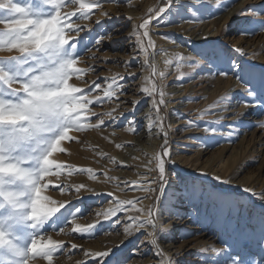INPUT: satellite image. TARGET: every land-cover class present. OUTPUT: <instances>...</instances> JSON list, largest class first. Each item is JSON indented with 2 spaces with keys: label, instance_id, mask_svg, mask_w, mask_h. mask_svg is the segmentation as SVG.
Instances as JSON below:
<instances>
[{
  "label": "rangeland",
  "instance_id": "obj_1",
  "mask_svg": "<svg viewBox=\"0 0 264 264\" xmlns=\"http://www.w3.org/2000/svg\"><path fill=\"white\" fill-rule=\"evenodd\" d=\"M191 1L204 3V0ZM240 1L213 0L200 10L205 17L202 21H207L208 24L204 29H202L203 25L200 26L201 29L197 33L185 35L184 40L180 41L186 53L179 56L185 59L182 67L177 68L176 64L171 66H176V70L171 72L170 77L165 76V73L159 69L158 56L164 50L161 49L163 47L158 38L167 35L164 27L172 22V13L176 11L175 13L178 14L179 5L175 0H171L170 7L169 0H127L121 7L123 9H120L119 19H112L111 4H116V0H105L92 10L88 19H77L78 12L71 17L73 26L79 25L82 31L79 35L76 32L67 34L73 40L81 41L77 50L79 53L77 67L87 71L79 77L73 76L69 83L86 93L93 87V82L99 83L101 88L94 89L86 97L94 100L97 96L102 97L108 83L116 78L115 86H118V93L123 96L124 103L121 105L125 108V112L117 122L112 120V116H103L106 126H115L116 128H112L115 130L129 126L130 122L137 131L147 127L149 122L146 117L142 116L140 119L137 117L146 111L149 101L153 106L154 101L160 99L159 92L163 91L165 103L153 107L158 122L163 126V130L160 129L162 133L156 156L161 155L165 146L166 132V147L170 152V158L161 157L166 159L165 191L146 193L150 198L145 210L153 204L155 196L161 197L157 204L164 211L156 218L157 228L154 230L146 227L138 232L133 230V234L127 236L124 228L130 223L128 217L137 215L135 210L119 213V224L113 223L116 217L104 221L98 214L114 207L112 202L109 203L113 195L99 196L87 192L88 188L99 185L97 181L101 176V172L94 171L93 166L90 165L93 158L91 152L96 150L95 146H97L91 135L94 130L70 132L69 135L76 139L61 141V148L64 151H57L51 157L65 165V169L59 177L53 175L45 178L44 182L49 183V188L43 194L56 201V206L61 202H67L72 209L79 207L83 215L73 211L64 232L59 231V226L45 225V229L42 230L45 237L51 236L53 240L64 242L62 251L53 256V264H77V262L94 264L93 257L85 256L84 253L108 249L112 252L107 264H169V261L171 264H225L224 256L215 255L213 249H222L226 244L232 246L233 254L240 252L246 257L258 260L262 258L259 242L264 234V199L261 198L264 196V127L259 125L264 124V108L255 104L244 106L243 102L250 101L251 98L244 91L245 85L236 77H242L258 93L264 86V30H261L260 25L250 23L264 21V0H246V4L233 13L234 6ZM19 2L27 3L28 0H19ZM31 2L43 12L48 11L40 0H31ZM77 8L78 5L69 4L61 10V14L62 16L71 14ZM160 8H165L166 11L160 18H156L155 12ZM246 9H255V11H245ZM137 12L140 13L135 24L138 39L145 46L149 38L154 42L153 46L147 48L146 53L138 51L135 43L131 42L134 36L132 35L133 15ZM241 12L243 15L238 14ZM192 14H189V17L193 18L194 14ZM6 15V10H0V17ZM182 15L186 16V13L183 12ZM149 18L150 24L147 29L149 37H142L144 30L139 29V25L144 19ZM217 18L220 19L219 26L224 29L219 28L217 31L211 23ZM196 23L197 21L193 22ZM3 28L4 25L0 24V30ZM245 32L254 34H242ZM98 37L104 39L100 45H95L94 42ZM236 47L241 48L243 54L234 51ZM140 52L142 60L138 56L135 61L130 60L131 55ZM11 55H17L15 50L11 53L0 50V59H6ZM93 56L96 59H92ZM145 60L148 62L147 65L144 64ZM129 61H131L130 66L127 64ZM231 62H235L238 66V72L232 69ZM144 69L146 78L142 79ZM218 70L228 71L229 75L219 76L216 74ZM160 73H164V76L161 77ZM153 85L156 86L155 94L151 96L148 92L145 94L144 90L146 88L151 90ZM164 85L169 86L171 90H177V93L183 88L181 97L171 99L173 103L182 100L184 103L180 107L183 108L182 110L168 107L169 97ZM210 90L217 91V95L211 100L205 115L197 121L195 107L200 103L205 105L202 99ZM260 98L264 99V95ZM113 101L114 97L100 105L95 103L89 105L90 111L87 113L89 124L97 123L96 117L91 116V112L108 113L114 108ZM240 111L245 113L240 115ZM207 112H210L209 119H206ZM115 116L117 117V113ZM235 116L236 118L230 120L231 123H227L228 119ZM177 117L181 123L175 122ZM190 121L193 123L197 121V124L192 123L190 128L198 125L197 130L203 129V135L198 133L200 135L195 139L182 138L184 135L181 127L184 125L185 128H189L187 125ZM205 128H216L217 131L210 138ZM141 140L146 144V137H142ZM224 143L227 146H224L226 148L219 154L218 149L223 147ZM119 144L123 145L120 148L122 153L118 152L117 155L125 153L130 155L127 149L133 150L135 147L131 141ZM199 146H202L200 152H198ZM182 154L187 155L189 160L183 159ZM111 159L117 160L112 156ZM191 161H195L196 164L193 165ZM114 167L119 170L125 169L116 163ZM88 168L96 173V177L90 182L85 181L87 173L72 171V169ZM69 171L71 175L68 174ZM202 172L207 174H201ZM126 174L127 172L122 175L115 173L111 176V180L116 179L120 183L129 185L124 190L133 192L132 182H129L131 178L125 181ZM156 174L154 172L153 176L155 177ZM216 176L228 180L229 183H222L221 180L216 179ZM65 184L71 186L72 191L53 190L54 185ZM79 184H84L86 187L81 189L78 196L74 189ZM243 188L252 189L255 195L253 192L243 191ZM133 199H136V195L127 201ZM98 220L102 223L96 229L95 238L78 236L71 232V228L77 224L87 226ZM154 231L158 239V247L150 244L152 236L147 234ZM72 244H76L77 248L73 250L70 247ZM169 248L170 253L167 252ZM70 252L74 254L69 255ZM32 264H47V261L38 258Z\"/></svg>",
  "mask_w": 264,
  "mask_h": 264
},
{
  "label": "snow or ice",
  "instance_id": "obj_2",
  "mask_svg": "<svg viewBox=\"0 0 264 264\" xmlns=\"http://www.w3.org/2000/svg\"><path fill=\"white\" fill-rule=\"evenodd\" d=\"M103 2L105 0H40V3L47 7V12L37 8L31 0L27 3H20L19 0L0 2V10L7 12L6 16L0 17V24L4 25L3 30H0V50H7L9 53L15 50L17 53L6 59H0V264H32L38 258L46 260L47 264H53V256L62 251L64 242L53 240L51 236L45 237L42 234L45 225L59 226V231L64 232L73 211L83 215L79 207L72 209L67 202H61L56 206V201L43 194L49 188V183L44 181L49 176L59 177L65 169V165L51 157L57 151H64L61 148V141L76 139L69 135L70 132L100 130L106 126L104 115L115 118L116 109L104 114L91 112V116L96 117L95 124H89L87 115L90 111L89 105L103 104L105 100H110L117 95L119 89L115 86V77L103 90V96H97L94 100L86 97L94 89L101 88L99 83L93 82V87L88 93L69 83L73 76L79 77L87 71L77 67L79 59L77 50L81 41L73 40L67 34L76 32L79 35L82 31L79 25L73 26L71 17L78 12L77 19H88L92 10ZM69 4L78 5V8L75 12L62 16L61 10ZM170 4L171 0H169V7ZM165 11V8H160L155 12V17L160 18ZM245 11H255V9ZM238 14L243 15V12ZM250 23H256L261 26V30H264V21ZM149 24L150 18L144 19L139 25V29L144 30L142 37H149L147 30ZM103 39L104 37L96 38L95 45H100ZM153 43L149 38L145 46L141 40H138L137 47L141 52L146 53L147 48L153 46ZM233 50L243 54L239 47ZM92 59L96 57L93 56ZM184 59L183 56H178L177 68L183 66ZM147 63L145 60L144 64L147 65ZM127 64L130 66L131 61ZM231 64L232 69L238 72L239 68L235 62ZM216 74L227 77L229 72L218 70ZM129 75L135 74L129 73ZM160 76L163 77L164 73H160ZM236 78L245 85L244 91L251 98L250 101L243 102L244 106L255 104L257 107L264 108V99L260 98L264 95V86L258 93L242 77ZM144 91L151 96L155 94L156 86L153 85L151 90ZM159 96L160 99L154 101L153 107L165 103L163 91L159 92ZM157 115H159L158 112ZM192 123L190 121L188 127ZM153 126H159L163 130V126L157 125V121H153ZM259 126L264 127V124ZM126 131L135 134L137 129L131 126L130 122ZM205 131L215 134L217 129L205 128ZM164 139L165 146L161 155L155 157V167L146 165L144 180L141 183L132 182L133 190L139 188L146 193L165 191L166 159L161 157L170 158V152L166 147V132ZM116 147L121 148L123 145L116 144ZM152 163V160L148 161V164ZM72 171L87 173L90 178L96 177V173L91 168L72 169ZM152 172L157 173L155 177H150ZM68 174L71 175V171ZM107 179L111 180L112 177ZM216 179L221 180L222 183H229L228 180H222L220 176H216ZM85 187L84 184H79L75 186L74 191L79 196L81 189ZM53 190L64 192L72 191V188L66 184L54 185ZM243 191L253 192L250 188H243ZM253 194L255 195L254 192ZM148 198L150 197L145 196L126 202L116 200L114 207L98 215L102 216L104 221L116 217L113 223L119 224L118 214L134 209L138 215L128 217L130 223L125 225V235L131 236L133 230L138 232L146 227L155 230L156 218L164 209L157 204L161 199L158 195L153 198L154 202L147 210L137 207L142 199ZM261 198L264 199V196ZM101 223L102 221L98 220L87 226L77 224L71 228V232L78 236L95 238L96 229ZM147 234L152 236L150 244L158 247L155 231ZM259 243L262 254L259 260L241 255L240 252L233 254L232 246L227 244L222 249H213V252L217 256L223 255L225 264H264V234ZM70 247L74 250L77 245L72 244ZM111 252L112 250L108 249L84 254L93 257L94 264H107ZM73 254L69 253V255Z\"/></svg>",
  "mask_w": 264,
  "mask_h": 264
},
{
  "label": "bare ground",
  "instance_id": "obj_3",
  "mask_svg": "<svg viewBox=\"0 0 264 264\" xmlns=\"http://www.w3.org/2000/svg\"><path fill=\"white\" fill-rule=\"evenodd\" d=\"M175 1L177 2V5H179L178 6L179 10L177 11L178 14L175 13L176 11H174L172 13V15H171L172 16L171 17L172 22L168 26L164 27V31L167 32V35H165V37L159 36V38H158L159 43L162 44L161 47H163L161 49L164 50V52H162L160 54V56H158L159 58L157 57L158 63H159V69H160V71H163L165 73V76L169 75V77H170L171 72L176 70V68H175L176 66H174V67H171V66L173 64L177 65V63H176L177 57L179 55L186 53V51H184V49L180 45V41H183L185 38V35H187V34L189 36V35H192L194 33H197L199 31V29H201L200 26L203 25L202 29H204L207 26V24H208L207 21H202V20H205V17L202 15V13H200V10L203 7H205L206 4L213 2V0H210V1L204 0L203 4H198V3L191 1V0H175ZM119 2H123V3H119ZM119 2H116V4H114V3L111 4V8H112V12H113L112 13L113 14L112 19L121 18L120 9H123L121 7L123 4L124 5L126 4L125 3L126 0H119ZM245 2H246V0H241L240 2H238L233 8V13L236 10H238L240 7L244 6L246 4ZM186 10H189V11L186 12ZM183 12L186 13V16L182 15ZM191 13L194 14L193 18L191 16L189 17V14H191ZM139 15H140L139 12H137L133 15L134 30H136L135 24L139 18ZM195 21H197V23L193 24V22H195ZM219 22H220L219 18H217L211 22L214 24L217 31L219 28L224 29L222 26H219V24H218ZM132 35H134V36H132L133 41H131V42L135 43V47H137V41L139 40L138 39V31L136 30L135 32L132 33ZM196 46H195V48H196ZM137 49H138V51L140 50L138 47H137ZM137 56L140 57V60H142V53L141 52H140V54L137 53V54L131 55L130 60L135 61ZM141 77H142V79L146 78V70L145 69L142 70ZM167 78H166V80H167ZM231 81H233V80H231ZM228 82H230V81H228ZM146 89H148V88H146ZM164 89L167 92V95L169 97L168 98V107H173L174 109L182 110L183 108L182 109L180 108L184 104L182 102V100H179L177 103H173V101L171 99L181 97L183 88H181V92H179V93L176 92L177 90H171L169 88V86H166V85H164ZM216 92L217 91H215V90L208 91L207 92L208 95L202 99V101H203L202 103L205 105H201V103H200L199 104L200 106L198 105L195 107L197 119H198L197 121H200V119H201L200 117L205 115L207 108L211 104L210 103L211 100L217 95ZM145 94H147L146 91H145ZM138 99H140V97H138ZM123 100H124L123 96L117 92V95L114 96V101H113V106H114L113 109H116V112L114 114L115 118L112 117L113 121L116 120V122H117L119 120L120 116L122 114H124L123 112H125V108L121 105L122 103H124ZM116 113H117V117L115 116ZM244 113H245L244 111L239 112L240 115L244 114ZM142 116L146 117V120H147V122H149V124L147 127H144L143 129L138 130L135 134L129 133L128 131H126L127 127L118 128L115 130L112 128H116V127L115 126L111 127V125L102 127V129L94 130L92 132L91 135L94 139V144L97 143V146H95L96 150L91 152V156L93 158L91 159L90 165L93 166L94 171H100L101 176L98 177V181H97L99 183L98 186L88 188L89 191H87V192H89V194H91V195H96V194L98 195L99 194V196H104V195H109L105 192L111 193V195H113V196H111L112 200L109 203L112 202L114 206H115L114 201H116V200L126 202L130 197H134V195H136V198H143L146 196V192L140 190L139 188H136L133 192L129 191V190H124L125 188L129 187V185H127L125 183H120L118 180L116 181V179L115 180H108L107 179V177L114 176L115 173H116V175H122L125 172H127V174L124 176L125 181H128V178H131V180L129 182L140 183L141 180L143 181L145 178L144 174L147 171V167H153L154 168L155 156H156V152L158 150V144L160 142L159 137H161L162 132L160 131L161 128L159 126H153V121H157V125H160V123L158 122V120L156 118L157 116L154 113L151 101H149V106L147 107L146 111H143L142 114L137 117V119H140ZM209 116H210V112H207L206 119H209ZM214 117H216V116H214ZM234 118H236V116L228 119L229 121L227 123H231L230 120H233ZM174 119L175 118H172V120H174ZM176 119L177 120L175 122L181 123L178 120V117ZM197 121H195L193 124L194 125L197 124ZM124 126H126V125H124ZM184 128H185V126L183 125L181 127V132H182V135H184V136H182V138H185V139H188V138H194L195 139L196 137H199L200 134H198V133H202V135H203V132H204L203 129L197 130L198 125H196L194 128L189 127V128H187V130H184ZM109 129H111V131ZM207 134H209L208 137L212 138L213 134H211V133H207ZM105 137H107V139H105ZM142 137L147 138V140L145 141L146 144L142 143V140H141ZM129 141L133 142V144L135 146L133 150L129 149V148L127 149L129 151L130 155H125L126 153L122 154V155H117L118 152L119 153H122V152H120V150H121L120 148L116 147V144H119L120 142H129ZM227 141H229V140H227ZM222 145H223V147L218 149L219 154L226 148L224 146H227V144H225V143ZM135 148H136V150H135ZM201 148H202V146L198 147V152L201 151ZM103 156L105 157V159ZM111 156L116 157L117 160L111 159ZM181 156L186 161L189 160V157L187 155L182 154ZM102 157H103V159H102ZM232 159H234V158H232ZM149 160H152L153 163L148 164ZM115 163L120 167L121 166L124 167L125 169H122V170L115 169V167H114ZM191 163L193 165L196 164L195 161H191ZM146 165H147V167H146ZM126 170H129V171H126ZM237 170H238V168H237ZM153 174H154V172H152L150 174V177H154ZM85 177H86V179H85L86 182H90L92 180V178H90L88 175H85ZM252 184H253V187H255V182H253ZM147 202H148V199H142V202L140 204H138L137 207H141L143 209H146ZM135 214H137V213L135 212ZM169 244H171V243H169ZM167 252L170 253V248L167 250Z\"/></svg>",
  "mask_w": 264,
  "mask_h": 264
}]
</instances>
